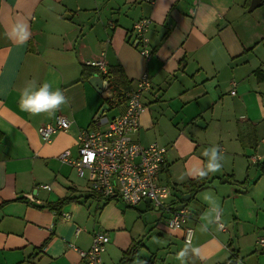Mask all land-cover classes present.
<instances>
[{
  "label": "crops",
  "instance_id": "1",
  "mask_svg": "<svg viewBox=\"0 0 264 264\" xmlns=\"http://www.w3.org/2000/svg\"><path fill=\"white\" fill-rule=\"evenodd\" d=\"M250 3L0 0V264H86L80 250L90 248L97 230L110 235L103 264H120L133 244L131 264H181L176 254L186 245V264H264V79L255 73L264 72V12L249 15L264 2L253 10ZM145 17L152 19L149 57L134 30ZM18 21L31 33L25 43L9 39ZM98 60L108 70L121 65L131 89L150 75L133 136L143 146L166 147L159 181L172 187L170 203L189 209L190 244L184 229L169 227L168 211L148 200H103L87 176L60 159L65 150L78 157L80 130L94 126L111 97L83 79L88 65L103 76L90 63ZM32 80L59 88L67 103L54 113L22 111L20 91ZM117 106L112 117L125 112L127 100ZM58 114L72 120L70 128L44 140L39 128ZM213 140H221L223 167L192 195L184 184L206 166Z\"/></svg>",
  "mask_w": 264,
  "mask_h": 264
},
{
  "label": "built area",
  "instance_id": "2",
  "mask_svg": "<svg viewBox=\"0 0 264 264\" xmlns=\"http://www.w3.org/2000/svg\"><path fill=\"white\" fill-rule=\"evenodd\" d=\"M151 24L152 19L149 17L141 18L134 24L140 52L146 57L150 56L151 50L145 33ZM90 63L107 76L106 63L102 60ZM151 87V77L144 73L138 80L137 88L127 92L125 112L112 118L104 110L98 113L94 126L80 130L78 157H72L70 150L63 151L59 157L72 164L80 176H87L89 190L103 200L119 197L129 205L150 200L158 209L168 211L169 227L184 229V240L190 244L194 228L188 224L189 209L187 206L179 207L170 203L167 198L172 187L159 181L160 173L167 162L166 147L157 142L143 146L133 136L140 127V117L145 109L141 95ZM231 92L236 91L233 89ZM71 123L69 117L58 114L54 122L42 125L39 132L44 140H50L56 132L68 130ZM44 187L48 188L49 185L45 184ZM109 241L108 232L97 230L90 248L80 250L85 263L103 264L102 253ZM258 244L260 249H264V237L260 238ZM141 264L158 263L146 260Z\"/></svg>",
  "mask_w": 264,
  "mask_h": 264
},
{
  "label": "clouds",
  "instance_id": "3",
  "mask_svg": "<svg viewBox=\"0 0 264 264\" xmlns=\"http://www.w3.org/2000/svg\"><path fill=\"white\" fill-rule=\"evenodd\" d=\"M8 35L9 39L15 38L17 42L25 43L31 33L26 23L18 21ZM66 103L67 98L64 93L59 88L53 89L52 84L47 81L39 84L35 80L28 81L20 91L19 107L22 111L32 115L45 112L54 113L60 109L61 105ZM204 155L207 157V163L198 173L201 178L209 173H216L223 167V156L218 146H212L205 150ZM209 222L212 221L209 220ZM188 254V246L186 245L176 254V259L180 260L181 264H186Z\"/></svg>",
  "mask_w": 264,
  "mask_h": 264
},
{
  "label": "trees",
  "instance_id": "4",
  "mask_svg": "<svg viewBox=\"0 0 264 264\" xmlns=\"http://www.w3.org/2000/svg\"><path fill=\"white\" fill-rule=\"evenodd\" d=\"M97 72V69L93 66H84L82 75L84 78H89L91 75ZM101 74L102 71L100 70ZM256 74H258L260 79H264V72L260 69H257L255 71ZM107 77H109V89L111 91V97L106 98V102L108 105H110V108L112 109L113 106L118 105L125 100H127V92L131 90V82L129 78L126 76L124 69L121 65L111 66L108 70ZM258 166L260 169L264 172V159L259 161ZM221 180L223 181H229L228 177H222ZM209 175L201 178L200 176L196 177L195 179L188 180L184 187H186L189 192L193 194L197 193L198 190L208 183H210ZM245 183V182H244ZM137 249V245L133 244L132 248L127 250L122 259L120 264H131L132 256L135 254Z\"/></svg>",
  "mask_w": 264,
  "mask_h": 264
},
{
  "label": "water",
  "instance_id": "5",
  "mask_svg": "<svg viewBox=\"0 0 264 264\" xmlns=\"http://www.w3.org/2000/svg\"><path fill=\"white\" fill-rule=\"evenodd\" d=\"M263 2H264V0H251L250 6H249V10H253V9L257 8ZM104 78H105L104 76H98L96 74H93L89 78V81L94 87L98 88L99 90L103 89L104 87L109 89L108 81L104 80ZM105 108L108 109V104L107 103L104 104V106L102 107L101 111L105 110ZM188 197H190V194H187L186 196H184L183 199L186 200ZM148 201H150V200H148ZM184 206H186L185 203H182L181 205H179V207H184ZM230 264H236V260L235 259L231 260Z\"/></svg>",
  "mask_w": 264,
  "mask_h": 264
},
{
  "label": "rangeland",
  "instance_id": "6",
  "mask_svg": "<svg viewBox=\"0 0 264 264\" xmlns=\"http://www.w3.org/2000/svg\"><path fill=\"white\" fill-rule=\"evenodd\" d=\"M260 11L264 12V5H262L261 7H259L258 9H256L255 11L249 13V15L251 16L250 18L256 19V17L259 16ZM119 109L120 108L117 106L114 109L110 110L109 113H108L109 114V117H112L115 113H117V111ZM213 141L214 142L212 143V145L210 146V148L212 146H217L218 143H221V140H213Z\"/></svg>",
  "mask_w": 264,
  "mask_h": 264
}]
</instances>
